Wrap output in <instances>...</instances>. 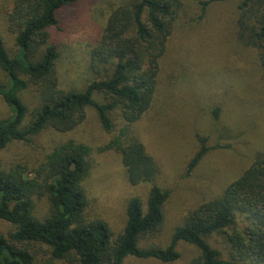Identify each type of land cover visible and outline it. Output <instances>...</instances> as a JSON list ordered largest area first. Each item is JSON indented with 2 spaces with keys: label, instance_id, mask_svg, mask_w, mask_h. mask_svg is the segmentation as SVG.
Returning <instances> with one entry per match:
<instances>
[{
  "label": "trees",
  "instance_id": "1",
  "mask_svg": "<svg viewBox=\"0 0 264 264\" xmlns=\"http://www.w3.org/2000/svg\"><path fill=\"white\" fill-rule=\"evenodd\" d=\"M80 1L16 0L7 24L18 51L11 53L0 36V97L10 110L0 121V155L12 143L30 145L47 130L62 135L38 164L0 166V223L13 227L0 236V264H126L128 259L174 264L181 258L180 243L196 252L189 264H264V152L239 178L215 185L218 191L211 189L184 217L166 247L141 246L165 224L172 192L158 184L159 164L134 126L157 99L162 60L183 2L127 0L114 9L90 54V71L98 79L83 90L65 92L52 39L62 31L66 11ZM228 2L236 3L234 38L243 49L257 52L264 80V0L199 1V19H206L213 4ZM31 86L40 91L39 104L25 126L29 108L23 94ZM88 109L110 136L100 152L119 158L125 181L137 189L125 203V223L117 234L96 214L86 190L95 170L92 148L65 140L84 123ZM221 112L219 105L213 118L220 119ZM200 142L188 174L215 149L206 139ZM217 238L224 247L214 246Z\"/></svg>",
  "mask_w": 264,
  "mask_h": 264
},
{
  "label": "rangeland",
  "instance_id": "2",
  "mask_svg": "<svg viewBox=\"0 0 264 264\" xmlns=\"http://www.w3.org/2000/svg\"><path fill=\"white\" fill-rule=\"evenodd\" d=\"M15 1L0 0V36L11 53L18 51L16 36L8 31L7 24ZM199 1L208 0H182V14L162 60L157 99L150 112L134 126L147 152L159 164L158 184L172 192L165 224L146 238L142 247H166L184 217L207 198L211 189L218 191L213 189L215 185L239 178L252 165L257 153L264 152L263 73L257 65V52L243 49L234 38L236 3L213 4L206 19L200 20ZM126 2L81 0L66 11L61 19L62 31L52 39L59 48L56 72L61 90H83L98 79L90 71L91 51L111 12ZM0 79H4L1 71ZM39 94L36 86L23 94L29 108L25 126L38 107ZM166 104L169 107L164 109ZM218 104L222 112L220 119H214L212 112ZM9 116L10 110L0 97V121ZM61 136L47 130L33 138L30 145L12 143L0 155L1 168L20 162L30 167L38 164ZM68 138L92 148L95 170L87 182V194L96 214L115 234L119 233L125 223V203L135 196L137 189L125 181L120 159L100 152L110 136L103 131L93 109L87 110L84 123L65 140ZM201 139H206L207 146L215 149L188 174L189 162L200 150ZM218 144H231L232 148H216ZM12 230L9 224L0 223V236ZM212 242L218 248L224 247L221 238ZM178 250L181 258L174 264H189L196 257L194 249L185 243H180ZM126 264L163 263L128 259Z\"/></svg>",
  "mask_w": 264,
  "mask_h": 264
}]
</instances>
